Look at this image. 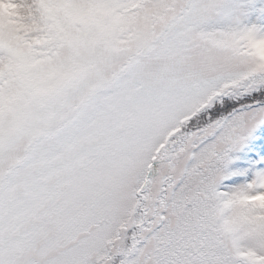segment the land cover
Segmentation results:
<instances>
[{
	"label": "snow or ice",
	"instance_id": "snow-or-ice-1",
	"mask_svg": "<svg viewBox=\"0 0 264 264\" xmlns=\"http://www.w3.org/2000/svg\"><path fill=\"white\" fill-rule=\"evenodd\" d=\"M0 264H264V0H0Z\"/></svg>",
	"mask_w": 264,
	"mask_h": 264
}]
</instances>
